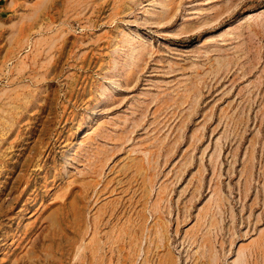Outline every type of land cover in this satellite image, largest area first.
Here are the masks:
<instances>
[{
  "label": "rangeland",
  "instance_id": "374dc122",
  "mask_svg": "<svg viewBox=\"0 0 264 264\" xmlns=\"http://www.w3.org/2000/svg\"><path fill=\"white\" fill-rule=\"evenodd\" d=\"M0 264H264V0H0Z\"/></svg>",
  "mask_w": 264,
  "mask_h": 264
}]
</instances>
